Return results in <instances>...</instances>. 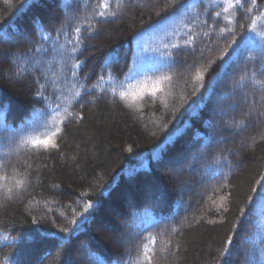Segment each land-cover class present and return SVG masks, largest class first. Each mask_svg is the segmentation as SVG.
Listing matches in <instances>:
<instances>
[{"label":"trees","instance_id":"obj_1","mask_svg":"<svg viewBox=\"0 0 264 264\" xmlns=\"http://www.w3.org/2000/svg\"><path fill=\"white\" fill-rule=\"evenodd\" d=\"M180 3L0 0V264H147L145 249L152 264H264V216L242 215L264 176L263 31L246 24L264 0L250 14L188 0L147 27ZM163 77L154 96L119 95ZM58 127L57 147L31 143Z\"/></svg>","mask_w":264,"mask_h":264},{"label":"snow or ice","instance_id":"obj_2","mask_svg":"<svg viewBox=\"0 0 264 264\" xmlns=\"http://www.w3.org/2000/svg\"><path fill=\"white\" fill-rule=\"evenodd\" d=\"M197 2L198 3L199 2H203V0H197ZM249 2L257 10L259 9V5L256 4V0H235V4L234 5L233 4H229L228 7H236V8H238V9H240L242 11L244 9L245 4L249 3ZM72 3H73V0H64L65 6L71 5ZM110 3L115 4V6L117 8H119L120 5L123 3V0H110ZM187 3H188V0H181V3L179 4L178 7H174L171 12H166L165 16L161 17L159 21H155V22H153V24H150L147 27L148 28H153V27L156 26V24L160 23V21H162L164 19H167L170 16H173V15L177 14L178 12H180L181 10H183V9H185L187 7ZM102 6L105 9H107L109 7V4L105 3ZM253 7H249L247 9V12L249 14L253 11ZM207 11H208V9L206 8L205 12H207ZM227 11H228V8H223L222 11H219V12L215 13V17H217V18L221 17L223 12H227ZM99 15L102 16V17H104L106 15H111V16L115 17L116 13L115 12H111V13L101 12V13H99ZM214 22H217V21L214 20ZM203 23L206 24L207 21L205 20ZM254 27H255V20H253V24L251 26H249V30H254ZM142 31H143V29H142ZM221 31H224V30L222 29ZM74 32L76 34L75 42L69 41V43H74V46L71 49V51L73 53L78 52V50H79L78 49V46L80 44L79 34L81 32V28L79 26H77L74 29ZM204 35L207 36V35H209V33H204ZM262 35H264V34H262ZM233 43H235V42H233ZM172 47L173 48H179L181 46L178 45V44H173ZM229 48H232L231 44L229 45ZM230 55H231V52H229L228 49H226L225 50V55L218 58L220 60L222 66H223V64L226 63L227 57L230 56ZM261 57L264 58V49H262V51H261ZM156 62L158 64L162 65V66H165V67H167L170 64L174 63V61H173V59H172V57L170 55L164 56V57L160 58L159 60H157ZM81 64H82L81 61L75 60V58H74V63L68 69V71H71L72 76L75 77L76 79H79L76 70L81 66ZM105 67H107V62L105 63ZM208 67L210 68L211 64ZM37 71H39V68H37ZM204 71H207V69H205ZM203 75H204V72H200V73L197 74V78L198 79H202ZM221 75H222L221 73H218L217 76L213 78L212 82L215 83L216 80H218ZM87 78L88 77L86 75V79ZM99 79L103 80L104 79L103 75H101L99 77ZM167 79H168V77H163V78H161V80H157L152 85V87H150V88H141L139 92H133L131 94H129L128 92H120L119 95H120V97L122 99H129V96H130V103H133V102H136L137 100H139L144 95L145 92H147L148 94L154 96L158 91H162V89L160 87L161 82H162V80H167ZM92 88L94 89L95 85H93ZM81 89L83 90L85 95H89L90 94V89H89V87L86 84H81ZM37 95H41V93L38 92ZM75 96L78 97V98L81 96V90L80 89H78L75 92ZM202 98L203 97L201 95V99ZM76 102L79 103V100H77ZM81 107H83V105H81ZM68 115L72 116L73 113L69 112ZM44 117H45V112L44 111L36 110L32 120L29 122V125L31 127H43V126H45L47 121H46V119H44ZM241 123H243V121H241ZM5 127H6V125L4 123V115L0 114V131L4 130ZM61 131H62L61 128L58 127V128L55 129V131H52L50 133V136L48 138L43 139V140H40V139L33 140V141H31V143L33 145L43 146L44 148H47L49 146L55 148V147H57V145L54 142L53 138L56 137L58 134H60ZM0 158H2V157H0ZM25 183H26V178L16 181V184H17L18 187H22ZM256 183H257V187L252 189V191L255 193V195L252 196V197H249V208L247 209V212L242 213V215H247L248 213H252V214H257L258 213L259 215L264 216V176H261V178L259 180H257ZM8 191L10 192L11 190H8ZM257 200L260 201L259 208H257ZM90 206L91 205H89V207ZM72 223L75 224L76 221H72ZM61 231H68V229H61ZM231 243H232V241L229 240L228 241L229 246H231ZM153 244H155V238L154 237H153ZM153 255L154 254L150 255L147 249L144 250V258L147 261V264H152Z\"/></svg>","mask_w":264,"mask_h":264},{"label":"rangeland","instance_id":"obj_3","mask_svg":"<svg viewBox=\"0 0 264 264\" xmlns=\"http://www.w3.org/2000/svg\"><path fill=\"white\" fill-rule=\"evenodd\" d=\"M215 1H217V2H219V3H221V2H224V4H225V1H227V4L229 5V3L230 2H233V5L235 4V0H215ZM221 1V2H220ZM222 4V3H221ZM245 5H247V3L245 4ZM223 6V5H222ZM225 7L224 8H227V5H224ZM251 7H253V5L251 4ZM254 8V7H253ZM259 12L257 13V14H255V15H253V17L250 19V20H248V22L246 23L247 24V26H251L252 25V23H253V20H255V29L256 28H258L256 31L258 32L259 30H262L263 32H261V33H258V37L261 39V40H264V35H262V34H264V6L262 7V9L260 10H258ZM105 29V28H104ZM105 31H107V30H105ZM11 76H15V75H17V73H11L10 74ZM110 107H111V105H110ZM175 162H177V158L175 157V159L171 162L172 164L171 165H173V163H175ZM184 165L182 164V165H175L174 166V168H172L173 169V171H174V173H173V177L175 176V177H178V178H180V180H181V178H182V171H183V169H184ZM181 186H182V188H185L186 187V185L184 184V183H181ZM191 187V186H190ZM149 194L148 195H153L154 193H155V191H153L152 190V188H149V192H148ZM200 193H201V188H198L197 190H196V192L194 193V195L196 196V197H198L199 195H200ZM112 239H113V241H131V238L130 237H126L123 233H116L113 237H112ZM81 257H83L82 256V254H77L76 255V259H79L80 258V260L82 259ZM83 259H84V257H83ZM85 260V259H84Z\"/></svg>","mask_w":264,"mask_h":264}]
</instances>
